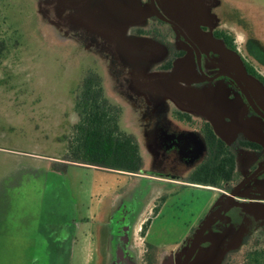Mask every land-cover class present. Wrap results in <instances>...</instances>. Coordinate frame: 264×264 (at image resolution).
Returning <instances> with one entry per match:
<instances>
[{
    "label": "flooded vegetation",
    "instance_id": "1",
    "mask_svg": "<svg viewBox=\"0 0 264 264\" xmlns=\"http://www.w3.org/2000/svg\"><path fill=\"white\" fill-rule=\"evenodd\" d=\"M37 4L55 29L100 38L95 46L107 69L100 63L106 94L122 106V127L136 137L144 163L138 172H118L150 182L146 193L139 189L134 195L135 185L127 194L102 201L100 225L92 234L96 264H216L212 253L218 249L222 257L217 264H264V230L244 226L251 218L264 223V48L251 30L218 19L215 0H193V14L168 10L160 0ZM107 79L114 85L111 97ZM208 100L210 104L199 103ZM210 131L229 147L217 187L187 181L209 162ZM158 182L180 189L211 187L215 193L201 216L189 212L194 221L168 249L146 239L176 188L162 189ZM232 192V203L192 247L201 222ZM213 232L225 238L212 240Z\"/></svg>",
    "mask_w": 264,
    "mask_h": 264
},
{
    "label": "rangeland",
    "instance_id": "2",
    "mask_svg": "<svg viewBox=\"0 0 264 264\" xmlns=\"http://www.w3.org/2000/svg\"><path fill=\"white\" fill-rule=\"evenodd\" d=\"M36 2L0 0V264H96L92 234L102 201L135 185L134 195L146 193L150 182L59 163L64 136L78 120L77 86L88 70L100 72V38L55 29ZM214 11L232 28L251 30L264 48V0H215ZM244 38L245 32L239 34L238 42ZM111 85L107 79L110 93ZM208 193L198 186L169 192L146 239L172 247L194 221L189 212ZM244 226L264 230L252 218Z\"/></svg>",
    "mask_w": 264,
    "mask_h": 264
},
{
    "label": "trees",
    "instance_id": "3",
    "mask_svg": "<svg viewBox=\"0 0 264 264\" xmlns=\"http://www.w3.org/2000/svg\"><path fill=\"white\" fill-rule=\"evenodd\" d=\"M228 38L225 36L229 45ZM73 107L78 120L64 136L66 153L59 161L63 167L80 165L130 172L142 168L140 145L136 137L122 127L123 108L107 96L103 77L96 69L83 75L74 93ZM207 140L209 162L187 181L217 187L223 181L226 170L220 163H228L229 147L212 131Z\"/></svg>",
    "mask_w": 264,
    "mask_h": 264
},
{
    "label": "crops",
    "instance_id": "4",
    "mask_svg": "<svg viewBox=\"0 0 264 264\" xmlns=\"http://www.w3.org/2000/svg\"><path fill=\"white\" fill-rule=\"evenodd\" d=\"M192 1L191 0H160V3H161L162 7H164V8L166 7L168 10H173V11L176 10V11H179V12L182 11L183 13H189V12L192 13L194 11ZM190 4H192V8L190 7L191 6ZM108 94L110 95V97L113 95V93H110V92ZM203 189H205V191H208L209 193H208V196L206 197V200L203 202L202 206H199V205L195 206L194 214L197 217L201 216L202 214L200 215V213H199V214L196 215V213L199 212L202 207H205V210H207V208L210 206V204L215 199V193H214V190L211 187L203 188ZM205 210H204V212H205ZM261 211L263 212V210H261ZM231 233H232V231L228 229V235L230 237H231ZM211 234H212L211 235L212 236V238H211L212 240L221 241L223 239V237L225 238L224 234L222 235L220 233H214V232L211 233ZM219 251L220 250L218 249V252L214 251L212 253L213 256L215 255L214 261H215L216 264L220 261V259L222 257L221 252H219ZM212 255L210 254V257H212ZM210 260H211V258H210Z\"/></svg>",
    "mask_w": 264,
    "mask_h": 264
},
{
    "label": "water",
    "instance_id": "5",
    "mask_svg": "<svg viewBox=\"0 0 264 264\" xmlns=\"http://www.w3.org/2000/svg\"><path fill=\"white\" fill-rule=\"evenodd\" d=\"M153 9L155 10L154 6H153ZM173 25H175L174 22L170 21ZM202 102V103H201ZM200 104H210V100L208 101H200L199 102ZM211 120V119H210ZM214 129L216 131V133L218 134V128L217 126H214ZM235 192H232L231 195L227 196L225 198V200L216 208L214 209L208 216H206L204 218V220L201 222L200 226H199V229L197 231V233L195 234L194 238H193V241H192V244L191 246L192 247H195L198 245L204 231L207 229L208 225L213 221L214 217H216L224 208H226L227 205H229L232 200V195H234ZM233 205H235L233 203Z\"/></svg>",
    "mask_w": 264,
    "mask_h": 264
}]
</instances>
